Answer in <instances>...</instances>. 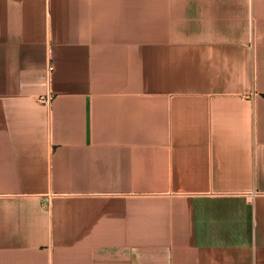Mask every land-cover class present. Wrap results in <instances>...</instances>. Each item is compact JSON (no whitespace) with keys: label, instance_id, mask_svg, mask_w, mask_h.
<instances>
[{"label":"crops","instance_id":"crops-1","mask_svg":"<svg viewBox=\"0 0 264 264\" xmlns=\"http://www.w3.org/2000/svg\"><path fill=\"white\" fill-rule=\"evenodd\" d=\"M0 264H264V0H0Z\"/></svg>","mask_w":264,"mask_h":264}]
</instances>
